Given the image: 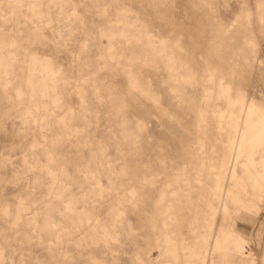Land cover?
I'll return each instance as SVG.
<instances>
[{"label": "rangeland", "instance_id": "obj_1", "mask_svg": "<svg viewBox=\"0 0 264 264\" xmlns=\"http://www.w3.org/2000/svg\"><path fill=\"white\" fill-rule=\"evenodd\" d=\"M0 264H264V0H0Z\"/></svg>", "mask_w": 264, "mask_h": 264}]
</instances>
